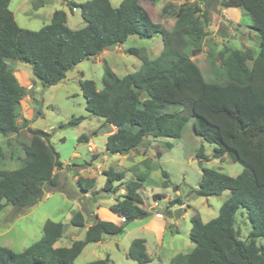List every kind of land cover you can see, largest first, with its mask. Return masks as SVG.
Returning <instances> with one entry per match:
<instances>
[{
	"label": "trees",
	"instance_id": "16d2710c",
	"mask_svg": "<svg viewBox=\"0 0 264 264\" xmlns=\"http://www.w3.org/2000/svg\"><path fill=\"white\" fill-rule=\"evenodd\" d=\"M11 1L0 0V139L17 135L25 128L30 140L24 146L21 165L0 171V212L8 206L17 212L29 210L46 193L57 191L58 172L64 167L52 144V133L31 128L27 118L18 124L22 100L28 93L7 61L30 65L34 78L44 88H50L62 83L83 62L125 44L131 36H160L163 49L154 59L141 49L127 50L141 61L138 71L119 77L104 61L101 89L93 80H80L86 110L116 128L107 136L105 149L107 154L119 156L137 151L149 138L180 139L186 125L194 120L195 134L218 147L213 157L222 163L228 156L233 163H240L243 171L233 177L201 165L202 176L195 194L209 198L229 192L230 198L222 204L218 216L208 222H203L198 213L191 216L189 237L194 249L177 255L171 264H264V245L258 244V240H264V0H222L225 9H240L250 17V29L260 37V50L257 53L251 48L225 46L215 51L210 47L209 68L216 81L206 80L193 60L202 53L208 36L209 4L204 12L197 3L184 7L169 31L152 20L140 0H123L119 7H113L110 0L69 2L71 12H79L84 20L83 28L70 29L67 14L58 10L49 24L32 31L18 25L10 9ZM164 12L167 14L166 8ZM85 119L74 117L60 128L76 127ZM96 134H83L79 142L87 143ZM196 159L200 164L209 161L203 145ZM151 162L152 159H146V172L126 183L125 171H105L102 192L95 189L94 178L77 180L81 191L94 198L100 193L117 194L124 188L125 194L109 207L121 217V224L96 216L84 240L75 241L70 247H56L65 227L47 221L42 237L23 252L0 246V264H75L87 245L100 243L105 236L123 235L129 224L149 215L141 208L139 191L150 175ZM162 175L166 179L164 186H168V174L162 171ZM164 197L155 194L153 200ZM176 203L183 205L181 200ZM240 210L247 212L252 227L246 241L239 237L235 227ZM71 224L86 228L82 212L73 214ZM127 258L150 264L146 241L134 239ZM109 262L107 257L87 264Z\"/></svg>",
	"mask_w": 264,
	"mask_h": 264
},
{
	"label": "rangeland",
	"instance_id": "374dc122",
	"mask_svg": "<svg viewBox=\"0 0 264 264\" xmlns=\"http://www.w3.org/2000/svg\"><path fill=\"white\" fill-rule=\"evenodd\" d=\"M74 1L73 3L83 4L91 0ZM121 1L112 0L111 4L114 7H119ZM41 2H44V6H40ZM140 3L155 23L162 24L169 31L172 30L184 7L197 3L204 12L205 5L209 4L207 9L209 23L206 26L208 36L203 44L202 53L193 58L208 81H216L209 68L210 47L214 48L215 51H220L225 46L240 50L251 48L259 53L260 37L257 32L250 29V17L240 9H225L221 6L222 0H141ZM164 8H166L167 14L163 13ZM10 9L15 13L16 22L23 29L40 30L50 22V16L54 9L65 10L72 30L81 29L85 26L80 13L71 12L68 4L61 3L60 0H12ZM38 10L40 11L37 12ZM202 12L199 13V16H202ZM172 13L176 15H171ZM130 48L141 49L151 59H154L159 56L163 49V40L160 36L151 39L131 36L124 44L123 49ZM104 61L111 68H114L120 77L138 71L141 66L139 58L127 52L110 53L102 62L90 60L83 62L69 73L68 79L57 86L44 88L34 78L30 65L20 61H7L20 84L27 89L28 93V96L22 100L21 119L18 124L21 125L22 120L27 118L30 120L29 126L31 128L52 133V144L59 152L61 161L68 166L58 172L60 182L58 191L46 193L44 198L29 210L17 212L13 207L8 206L0 212V246L9 247L16 253L23 252L42 237L43 227L47 221L62 223L65 227L64 235L56 247H70L73 242L84 240L87 228L96 221V217L92 213L102 221L114 222L118 219L116 224H121V218L112 213L108 207L110 199H114L113 196L109 197L100 193L95 197V200L99 199L97 202L93 201L90 196L85 199L74 179L76 171L91 168L86 164L101 158L95 162V165L100 166V168L95 169L94 175L97 177L96 190L102 192L101 189L106 182L104 172L111 168L121 172L125 168L126 160L122 156L106 153L105 134L106 132L110 133L113 129L107 126L102 118L88 113L86 100L79 85L80 80H93L101 89L104 77ZM38 111L41 115H38ZM74 117H85L86 119L76 127L60 128L62 125L68 124ZM93 132L97 134L96 137H93L92 144L94 146L92 147L93 150L90 151L89 145L79 143L78 139L83 134ZM29 140L30 133L25 128L17 135L0 139V146L4 154L0 157V171L14 170L21 165L25 158L24 146L29 143ZM151 142L152 138L146 140L147 145L143 144L140 147V152L147 148ZM202 145L204 154L209 161L200 164L196 155ZM217 148L216 145L204 142L195 134L194 120L186 125L180 139H158L153 147L151 146L148 150L149 155L155 158L150 164V177L139 191L143 201L141 208L147 211L149 215L145 219L136 221L133 225L139 226L149 220L159 221L156 218L157 214L161 218L165 217L169 222L172 221V224L178 222V232L173 231L172 234H169L162 245L156 242L157 240L152 233H144L134 228L129 229L130 231L128 230L121 237L105 236L102 242L87 245L75 264H87L107 257L110 258L109 264H138L128 259L127 254L132 241L143 235L149 240L148 254L152 260L150 264H171L172 259L177 255L190 253L194 248L189 237L191 216L198 213L203 222H208L217 217L222 204L230 198L229 192L209 198L198 197L195 194L196 189H199L202 176L201 165L222 171L233 177L243 170L240 163H233L228 156L222 163L216 160L213 156ZM157 153L161 154L160 157L156 156ZM102 154L107 155V161L102 158ZM92 158L95 159L91 160ZM138 160L140 162L130 173H127L125 181L135 180L137 175L146 172L147 168L143 164L144 161ZM162 171H165L169 176L168 186H164L166 179L163 177ZM83 174L87 176V171H84ZM176 192H179V197L176 196ZM155 194H163L166 200H160V208L152 209L154 205L153 195ZM170 199H172L168 204L170 209L172 204V208L175 207L176 200L186 202L190 206L187 210L189 214L185 219L179 216L177 219L171 220L166 207L168 206L167 201ZM99 204H101L100 207ZM180 211L182 210L176 212V216ZM76 212H82L84 215L86 228H76L71 224L72 216ZM133 225L131 227H134ZM235 227L239 231V237L244 241L248 240L252 227L246 211L240 210L237 213ZM258 244L264 245V240H258Z\"/></svg>",
	"mask_w": 264,
	"mask_h": 264
},
{
	"label": "crops",
	"instance_id": "0c3cea01",
	"mask_svg": "<svg viewBox=\"0 0 264 264\" xmlns=\"http://www.w3.org/2000/svg\"><path fill=\"white\" fill-rule=\"evenodd\" d=\"M40 1H42V0H40ZM45 1H47V0H45ZM48 1H50V0H48ZM111 1V3H112V0H110ZM123 1V0H122ZM121 1V2H122ZM60 2L61 3H65V4H68L69 2H75L74 0H60ZM140 2H141V0H140ZM121 4V3H120ZM40 6H44V2H41V4H40ZM114 7V6H113ZM40 10H38L37 12H39ZM56 11H58V9H54L53 11H52V13H51V16H50V21H51V18H52V16H53V14L56 12ZM64 12H65V10H63ZM66 13V12H65ZM67 14V13H66ZM14 16H15V13H14ZM67 18H68V20H67V25H68V27L70 28V26H69V17H68V14H67ZM15 20H16V16H15ZM153 20V19H152ZM50 23V22H49ZM48 23V24H49ZM71 29V28H70ZM76 30V29H75ZM123 47H124V44L123 45H119V46H117V47H115V48H113V49H111V50H108V51H105V52H103L99 57H96V58H92L90 61H97V62H102L103 60H106V57L110 54V53H115V54H117L119 51H123V52H127V50H125V49H123ZM97 59V60H96ZM78 67V66H77ZM113 69V71H114V73L116 74V70L114 69V68H112ZM130 74V73H129ZM117 75H118V73H117ZM128 75V74H127ZM68 76H69V74L67 75V79H68ZM119 76V75H118ZM126 76V75H125ZM83 77H84V74H83ZM120 77V76H119ZM66 80V79H65ZM98 87V86H97ZM100 89V88H99ZM112 129H113V131H111L110 133H114L115 131H116V128L115 127H111ZM106 129H109V128H106ZM110 133H107L106 132V138H107V136L110 134ZM81 137V136H80ZM94 137H96V136H94ZM150 139V138H149ZM158 139H160V138H158ZM158 139H155V138H152V142L148 145V147L147 148H145V149H143L141 152H140V147H139V149L137 150V151H135V152H132V153H130L129 155H127V156H122L125 160H126V162H125V168H124V170L123 171H125L126 172V176H127V173H130L131 171H132V169L134 168V167H136L137 166V164L140 162L138 159H140L142 162L143 161H145L146 159H152L153 160V158H155L154 156H151V155H149V153H148V150L151 148V146L153 147V144L154 143H156L157 142V140ZM148 140V139H147ZM78 141H79V139H78ZM92 141H93V137L86 143L85 141L84 142H79V143H86V144H88L89 145V147H90V151H92L93 150V144H92ZM105 143H106V140H105ZM144 145L146 146L147 144H146V141L144 142ZM94 155V154H93ZM103 155V157L102 158H104V160L105 161H107V159H108V157H107V155H104V154H102ZM117 156H119V155H117ZM93 159H95V158H92L91 160H93ZM101 158H98V159H95V160H93V161H90V163H87L86 165H88L89 167H91V168H88L86 165V168H88V169H82L81 171L79 170V171H76V174H75V176H74V179H75V181H77L79 178H85V179H96V184H95V189H96V187H97V177L94 175V173L96 172L95 171V169H99L100 168V166H96L95 165V162H97L98 160H100ZM128 161V162H127ZM63 168H65L66 166H68V165H65L64 163H63ZM73 166H75V165H73ZM111 169H113V168H111ZM114 170V169H113ZM61 171V170H60ZM84 171L86 172L87 171V176H84ZM243 171V170H242ZM241 171V172H242ZM93 173V174H91V175H89L88 173ZM149 177H150V175H149ZM149 177H148V179H149ZM125 179H126V177H125ZM147 179V180H148ZM146 180V181H147ZM130 181H132V180H130ZM125 183L126 182H129V181H124ZM115 185H118V184H115ZM98 189V188H97ZM58 191V190H57ZM51 193V192H50ZM79 193V192H78ZM81 193H83V192H81ZM84 194V197L83 198H85V199H87V198H89V196L90 197H92V195L91 194H89V193H87V194H85V193H83ZM125 194V190H124V188H120V191L117 193V194H111V195H107V194H102V195H106V196H113V200L112 199H110V203L108 204V207H110L111 205H113L115 202H116V199L117 198H120V196H122V195H124ZM176 194V196L177 197H179L180 195H179V192H176L175 193ZM80 195V194H79ZM105 196V197H106ZM94 197H92V200L93 201H95V202H97V201H99V199H97V200H95V198L93 199ZM80 199H81V195H80ZM162 200H166V197L165 198H163ZM172 199H170L169 201H167V205L169 204V202L171 201ZM154 201V200H153ZM160 202L161 201H154V205L152 206V209H154V208H160L161 207V204H160ZM182 203H183V205H180L179 203H177L176 205H175V207L174 208H169L168 209V214L170 215V217H171V220H174V219H177L178 217L176 216V212L177 211H179V210H182V211H184V213H181V218H183V219H185V217L189 214V211H187V210H189V205L186 203V202H183L182 201ZM101 206V204H99V207ZM169 206V205H168ZM168 206H166V207H168ZM144 210V209H143ZM191 210V209H190ZM23 213V212H22ZM21 213V214H22ZM95 217H96V215L94 214V213H92ZM180 214V213H179ZM178 214V215H179ZM218 214H219V212H218ZM116 215V214H115ZM118 216V215H117ZM218 216V215H217ZM121 218V217H120ZM156 218H158L159 219V221H147L146 223H143V224H140L139 226H137V225H133L134 223H136V221L135 222H133V223H131V224H129L127 227H126V229H125V232L123 233V235H125V233H127V231L129 230V229H131V228H134L135 230H140V231H143L144 233L145 232H148V233H152L154 236H155V238H156V242H158V244H160V245H162L163 243L162 242H164V240H165V238L169 235V234H172L173 233V231H175V232H178V230H177V227H178V222L176 223V224H172L171 222L172 221H168L167 219H165V217H159V216H157V214H156ZM118 219L115 221L114 220V223L116 224V223H118ZM138 221V220H137ZM134 226V227H131V226ZM91 226V225H90ZM89 226V227H90ZM88 229V228H87ZM130 231V230H129ZM123 235H121V236H123ZM120 236V237H121ZM138 239H144L145 241H146V247H147V252L149 253V247H148V245H149V240L147 239V237L145 236V235H143L142 237H139ZM58 244V243H57ZM57 244H56V246H57ZM194 245V244H193ZM194 249V248H193ZM192 249V250H193ZM150 256V255H149Z\"/></svg>",
	"mask_w": 264,
	"mask_h": 264
},
{
	"label": "water",
	"instance_id": "95a60500",
	"mask_svg": "<svg viewBox=\"0 0 264 264\" xmlns=\"http://www.w3.org/2000/svg\"><path fill=\"white\" fill-rule=\"evenodd\" d=\"M139 220H142V219H139Z\"/></svg>",
	"mask_w": 264,
	"mask_h": 264
}]
</instances>
